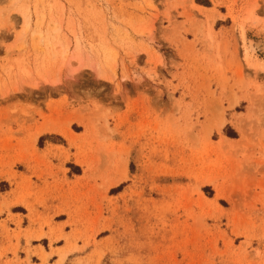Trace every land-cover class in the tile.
<instances>
[{"label":"rangeland","instance_id":"374dc122","mask_svg":"<svg viewBox=\"0 0 264 264\" xmlns=\"http://www.w3.org/2000/svg\"><path fill=\"white\" fill-rule=\"evenodd\" d=\"M264 0H0V264H264Z\"/></svg>","mask_w":264,"mask_h":264},{"label":"bare ground","instance_id":"6f19581e","mask_svg":"<svg viewBox=\"0 0 264 264\" xmlns=\"http://www.w3.org/2000/svg\"><path fill=\"white\" fill-rule=\"evenodd\" d=\"M250 48L253 49L255 52L260 51L264 54V40H257L250 44Z\"/></svg>","mask_w":264,"mask_h":264}]
</instances>
